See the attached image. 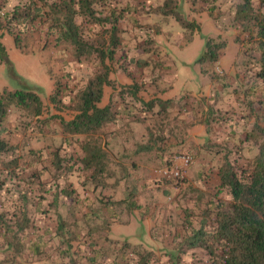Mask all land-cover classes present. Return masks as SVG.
<instances>
[{"label": "rangeland", "instance_id": "obj_1", "mask_svg": "<svg viewBox=\"0 0 264 264\" xmlns=\"http://www.w3.org/2000/svg\"><path fill=\"white\" fill-rule=\"evenodd\" d=\"M27 1L0 0V9H3L0 13L12 12ZM164 1L98 2V10L109 18L104 22L78 18L81 35L92 52L81 56L74 44L51 31L50 23L41 18L26 26H14V21L9 22L11 17L2 18L5 28H14V33L0 30V39L21 78L12 76L9 65L0 61V92L32 90L42 101L39 114L34 108L13 106L5 122L7 138L18 145L23 155L20 162L26 170L19 176L0 178L4 185L0 188V211L27 208L32 226L27 231L26 242L28 246L32 242H44V252L36 257L26 252L23 264L62 261L65 246L57 235L59 215L68 218L66 223L71 224L73 232L67 235L73 236L74 249L79 242H82V250H90L92 241L102 243V232L121 242L141 243L163 255L174 241L191 236L193 228H200L202 222L210 223L205 212L215 208L220 198L230 199L228 189L220 185L218 174L225 164L224 157L231 161L238 159L249 167L259 154L264 144V94L259 84L256 88L260 97L250 92L255 81L254 70H249L253 63L251 54L246 51L251 36L235 19L240 0H177L182 14L198 23L199 26L192 29H185L173 16L164 19L158 15L157 8ZM253 1L256 8H262L261 0ZM128 5L135 10L126 12L124 7ZM113 10L122 15L115 22L114 30V17L109 16ZM188 31L190 34L185 38L191 40L193 36V40L182 48L177 41H184ZM17 33L18 46L14 41ZM206 37L225 42L226 47L217 64H205L201 71L197 59L205 47ZM167 38L173 44H169ZM102 51L107 53L104 62L99 57ZM171 61L176 66L175 94L187 90L197 93L209 86L211 89L208 95L205 92L196 96L184 94L191 98L186 104L187 110L200 114L195 118L198 123L194 131L187 132L186 120L172 124L178 122L173 107L163 110L156 105L153 112L141 115V121L134 123L120 114L115 124H106L94 135L100 136L101 143L105 139L108 147L118 143L131 153L118 165L112 162L110 155V173L104 172L93 179V170L85 169L80 161L85 136L72 135L65 139L63 122L78 113V101L73 98L107 67L116 88L109 87L99 105L110 103L113 109L129 105L140 111L139 103L133 102L131 85L138 83V95L144 101L156 99L157 92L161 91L159 78H165L167 84L173 78ZM54 91L58 92L51 98ZM211 107L212 113L208 112ZM189 123L190 126L191 121ZM116 131H119L118 137H115ZM174 142L182 147L172 154L189 153L193 161L186 169L184 181L161 183L154 169L168 164L160 159V153ZM144 145L155 148L152 150L154 159L150 158L152 152H143ZM137 151L140 153L135 154ZM34 171L39 172L42 184H37ZM20 190L27 194L26 200L21 198ZM119 199L127 201L112 207L103 204ZM92 209L98 211L99 216L85 217ZM3 243L0 238V258L7 252ZM209 257L203 247H195L183 255V262L208 264Z\"/></svg>", "mask_w": 264, "mask_h": 264}, {"label": "trees", "instance_id": "obj_2", "mask_svg": "<svg viewBox=\"0 0 264 264\" xmlns=\"http://www.w3.org/2000/svg\"><path fill=\"white\" fill-rule=\"evenodd\" d=\"M101 1L105 3L108 0H28L27 3L16 7L12 12L0 13V30L14 33L13 27H4L3 17L5 19L11 17L9 22L14 21V26L32 25L41 18L50 23L49 28L51 31L57 32L62 38L74 44L78 55L81 56L90 53L91 50L89 44L81 35L78 18L82 17L84 20L91 22L106 21L109 17H104V12L99 11L96 7V4ZM260 2L262 8L258 9L255 7L253 0H240L235 13L236 21L242 23L244 29H246L245 31H248L251 36L246 51L250 52V60L253 62L249 69L250 71L254 70L255 78L250 86L252 95H257L256 87L258 84L264 94V0ZM2 10L1 8L0 12ZM124 10L129 12L135 9L128 5V7H124ZM157 14L162 15L161 17L164 19L173 16L185 29L199 26L198 23L188 20L182 14L177 0H165L163 5L157 8ZM109 16L114 17V30L115 22L119 20V17H122L121 12L117 13L116 10H113V13ZM19 39L17 33L14 39L17 46ZM111 40L114 43V36ZM238 40H240L239 36ZM225 47V42H217L214 38L206 37L205 47L197 59V63L201 65L217 64ZM92 51L95 52L96 50L92 49ZM106 55L107 53L103 51L99 53V57L103 62ZM0 61L9 65L12 76L21 78L8 59L6 46L1 39ZM106 87L116 88V83L109 77V68L107 67L106 71L97 74L73 98V100L78 101V113L73 119L63 122L65 139L72 135L85 136L81 143L84 155L80 161L85 169L93 170V179L104 172L110 173L108 164L112 156L109 153L106 140L103 139V143H101L100 136L96 137L95 132L102 130L106 124H114L120 114L125 116L124 118L128 122H138L141 121V115L147 116L148 113L154 111L156 105H159L163 110H169L173 106L171 99L156 98L144 101L138 95L140 90L138 83L131 85L133 90L131 96L134 98L135 105L139 103L137 106L140 111H135L134 106L129 105L121 107L122 109H113L110 103L100 106ZM57 92L54 91L51 98H54ZM119 92L123 93V89H120ZM257 96L260 97L261 95ZM13 106L25 109L34 108L39 114L42 101L38 93L32 90L4 89L0 92V178L3 176V180L9 176H19L25 173L26 170L20 162L23 155L20 153L18 145L7 138L8 129L5 122ZM209 111L214 112L212 107ZM176 124H179V122ZM261 130L259 129V132ZM152 147L146 145L143 149L151 150ZM150 150L149 152H151ZM160 155L162 154L160 153ZM111 158L112 162L115 161L118 165L116 160L113 157ZM174 159L175 157L171 156L165 159L164 164L167 162L169 164ZM224 159L225 164L218 174L220 185L228 189L231 195L230 199L220 198L215 208L205 212V216L209 217L211 222H202L200 228L192 229L193 234L191 236H182L179 241H174L166 248L163 255H158L154 250L144 247L141 243L133 244L128 240L121 242L102 232L100 233L103 239L102 243L92 241L89 245L90 250H82V242H79L77 248L74 249L73 236L68 237L67 235L73 232L71 224L66 223L68 218L59 215L57 235L61 238L65 251L61 253L60 258L62 261H58L56 264H185L183 255L189 249L195 247H203L207 250L210 256L208 264H264V144L261 145L260 152L253 162L250 165L248 164L249 167L239 163L238 159L231 161L227 156ZM33 177L37 184H42L39 172L34 171ZM172 182L181 183V181ZM99 184L97 182L95 185L98 186ZM3 186V183H0V188ZM32 192L34 193V189H32ZM20 196L23 200L28 198L27 194L21 190ZM123 200L127 201V199H119L103 204L112 207L121 204ZM92 210L87 211L84 216L90 217L92 214L99 216L98 211ZM71 213L74 214V212ZM31 226L32 221L27 208L23 209L21 206L20 209L18 207L13 211L4 209L0 211V238L3 239V245L7 251L4 253V257L0 258V264H23V256L26 252L29 251L32 257L44 252V242L42 241L32 242L28 246L26 242L27 231ZM101 227L102 224L97 230L100 231ZM78 248L79 251H77Z\"/></svg>", "mask_w": 264, "mask_h": 264}, {"label": "crops", "instance_id": "obj_3", "mask_svg": "<svg viewBox=\"0 0 264 264\" xmlns=\"http://www.w3.org/2000/svg\"><path fill=\"white\" fill-rule=\"evenodd\" d=\"M168 33H169L168 35H170V32H168ZM189 34H190V31H188V33L184 35V38H183L184 41H182L180 43H178V41H177V44L179 46H181L182 48H184L185 46H187L193 40V36H192V39L191 40L185 38ZM167 40H168V43L169 44H173L170 41L169 38H167ZM170 65L172 66V71L171 72H173V78H172L171 81L168 82V84L166 83L165 78L159 79V81H158L159 82V86H161V89L162 90L159 91V92H157V94H158L157 97L160 98V99H163V100L171 99L173 101V106H172L173 108H172V110L174 112H176L175 114H176V118H177L178 122H181L183 119H186V122H185V125L187 127L186 130H187V132H189L190 130H192L195 127L196 123H198V122H196V119L195 118L196 117L198 118L200 114L190 113L187 110L186 104H188V102L191 100V98L186 97L184 94L185 93H189V94H192L191 96H194V95L196 96V95H202V94H204L203 92H205V94L208 95L210 93L211 89H210V86H209L205 91H199L197 93H194L192 90H190V91L187 90L186 92L183 91V93L179 92L178 94H175L173 92V88H174V79H175L176 66H173L172 61H171ZM198 65L201 67V71H203L204 68H205V65H201L199 63H198ZM205 77H207L209 79V76H207V74H206ZM108 88L109 87H106L105 88V95H106V92H107V89ZM160 94H163V95H160ZM197 103H198V98H196V100H195V104H197ZM125 120H127V119L125 118ZM190 121H191V125L189 126V124H190L189 122ZM172 124H176V122H172ZM203 128H204V126H203ZM193 131H194V129H193ZM114 134H115V137L116 136L118 137V135H120L119 134V131L114 132ZM145 146L146 145H144L143 147H145ZM165 147L167 148L166 145H165ZM180 147H182V145H180L179 143H176V142L170 143L168 145V148L165 150V152L164 153H161L163 156H160V157L163 158V159L170 158L171 156H173V158L174 157L175 158H178L180 155L172 154V151L173 150L178 151V150L181 149ZM152 148H151V150L150 149H147V150L146 149H143V152L146 153V154H149L150 153L149 150H150L152 152L150 154V158H153L154 159L155 158V155H154V152L152 151L153 150ZM178 148H180V149H178ZM154 150H155V148H154ZM143 152L141 151V153H143ZM109 153L112 155V157L116 160L117 163H121L122 159H124L123 157H125L126 154L131 153V151H129L128 149H126L125 147H123L121 144H118L117 143V144H112L111 147H109ZM137 153H140V152L137 151L135 154H137Z\"/></svg>", "mask_w": 264, "mask_h": 264}, {"label": "built area", "instance_id": "obj_4", "mask_svg": "<svg viewBox=\"0 0 264 264\" xmlns=\"http://www.w3.org/2000/svg\"><path fill=\"white\" fill-rule=\"evenodd\" d=\"M191 154H184L174 159V162L154 169L158 180L162 182L183 181L186 177V169L192 163Z\"/></svg>", "mask_w": 264, "mask_h": 264}]
</instances>
